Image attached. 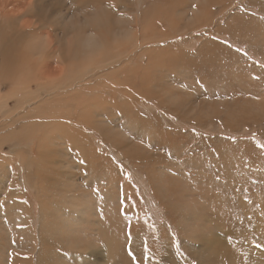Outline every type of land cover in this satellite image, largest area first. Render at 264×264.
Instances as JSON below:
<instances>
[{"label": "rangeland", "instance_id": "374dc122", "mask_svg": "<svg viewBox=\"0 0 264 264\" xmlns=\"http://www.w3.org/2000/svg\"><path fill=\"white\" fill-rule=\"evenodd\" d=\"M31 1L11 0V6L18 11L28 6L27 14L35 22L32 27L41 30L38 36L46 33L47 39L55 40L53 48L62 47L54 53L44 39L35 38L27 47V42L19 45L22 49L16 55L22 59L12 64L8 49L0 48V77L11 79L0 85V103L11 105L14 98L22 97L33 101L31 96L36 93L45 97L47 102L24 106L9 115L30 113L33 127L27 130L28 136H42L47 145L44 149L55 158L48 154L43 161L53 158L50 165L55 168L57 164L59 172L52 169L53 177L61 185L57 193L46 192L37 199L35 176L28 173L31 184H25L26 167L18 169L17 156L12 161L9 157L16 145L0 142V264L19 262H14L12 250L20 236L13 229V215L3 195L12 182L19 185L22 192H17L29 203L36 234L38 229L45 231L39 222L40 202H49L53 210L65 194L64 204L55 208L62 210L73 202L75 213L80 207L85 210L82 218L66 213L58 224L65 229V223L71 222L76 245L71 248L87 256L88 264L101 263L96 252L84 249L93 243L99 247L104 226L111 229L112 240L123 244L125 239L126 247L133 238L140 239L139 248L141 238L217 240V234L228 241L233 235L250 243V252L225 264H264V0H118L116 4L99 0L100 4L92 6L90 1L77 0L86 10L76 0ZM2 32H8L4 23ZM88 33L94 41L103 40L105 49L93 55L89 48L80 47L78 54L71 50ZM56 51L62 59H57ZM25 59L26 64L31 61L23 66ZM41 61L49 66L38 69ZM40 70L47 71V79ZM46 81L58 85L55 92L37 91V85ZM60 97L59 104L50 101ZM80 114L90 115L87 121L92 127L89 133L82 128L81 139L95 148L85 157L72 150L70 141L64 145L56 135V123L80 128ZM36 121L39 124L34 126ZM3 135L0 131V138ZM102 157L106 165L112 163V174L101 165H91ZM29 169L34 172L33 167ZM111 178L117 183H111ZM24 259L25 264H33L30 258ZM45 261L47 257L42 256L41 263Z\"/></svg>", "mask_w": 264, "mask_h": 264}, {"label": "bare ground", "instance_id": "6f19581e", "mask_svg": "<svg viewBox=\"0 0 264 264\" xmlns=\"http://www.w3.org/2000/svg\"><path fill=\"white\" fill-rule=\"evenodd\" d=\"M87 1H90V3H89L90 5L91 4L92 5L93 4H95V5L100 4L99 0H87ZM123 1L125 2V0H123ZM31 2H29V3H31ZM76 2L78 4L77 0H76ZM117 2H118V0H114V4H116ZM29 3H27V5H29ZM119 3H121V2H119ZM119 3H118L117 6H120ZM81 5H79L80 8H81ZM90 5H88V6L90 7ZM123 5H125V4H123ZM9 6H11V0H0V28H2L3 23H4V25L6 27H8V32L7 33H5V32L0 33V39H2V41L0 42V48L2 49L1 51H3V47L4 46H5V49H8L7 51L9 53V62L11 64L16 62V60H21L22 59L21 57H20V59L17 57L16 51L18 50V48L22 49V47H19V45L21 46L25 42H27V45H24V46L27 47L30 44V43L28 44V42L32 43L33 39L37 38L39 40V39L42 38L45 41V45L51 46L52 44H54L55 40L52 41L50 39H47L48 36L46 35L45 31L42 32V33H45V35H43L44 37L41 36V35L38 36L37 31H41V30H38V28L35 29L34 27H32V25H34L35 22L33 21L32 17H31V14H29V15L27 14L28 6L26 7V9H23L22 11H20V10L18 11L17 9L14 8V6L13 7L11 6L10 9L7 8ZM82 6H83V9H84L85 6L84 5H82ZM118 9H115V11L118 10ZM66 10H68V9H66ZM84 10H86V9H84ZM50 12H51V10H50ZM62 12H61V14L64 13V12L63 13ZM69 12H70V10H69ZM80 12H81V10H80ZM113 12H114V9H113ZM76 13H78V12H76ZM81 13H84V11L81 12ZM59 15H60V13H59ZM53 16H52V18H53ZM106 16H107V14H106ZM81 17H82V14H81ZM108 17L110 18L109 15H108ZM63 18H65V17H63ZM56 24H57V22H56ZM97 25H100V24H97ZM106 25L108 26V29H109L110 25L109 24H106ZM95 26H96V24H94V22L92 21V28H96ZM28 27H30L31 30L28 29ZM56 28H54V29L56 30ZM48 30H51V29H48ZM49 33L50 32H48V34ZM55 37H54V39H55ZM25 39H28V40L25 41ZM93 39H95V38L92 36V33H90V34L88 33L87 36L84 37V39L82 38L80 41L76 40L75 43L73 44L74 48L71 49V50H73L75 52L77 51V54H78L79 53L78 51H80V47L82 49L83 48H89L92 51V53H91L92 55L95 54L96 52L98 54V49L103 48V50H104L105 49V44H104L103 40L101 42H99L100 40L94 41ZM56 40L59 43L61 41L59 38H56ZM55 46H57V45H55ZM51 47H50V50L53 49L52 51L55 53V50H57V49L60 50L62 45L59 44L57 49H55L56 47L55 48H53V47L51 48ZM23 48H25V47H23ZM106 48H107V45H106ZM23 50H25V49H23ZM44 50H47V48L44 49ZM19 52H18V54H19ZM25 52H26V50H25ZM25 52H23V53L24 54L28 53V52H26V53ZM68 52L70 53V51H68ZM21 53H22V50H21ZM41 53H43V52H41ZM56 53H57V51H56ZM43 54H41V55H43ZM57 55H58L57 59H59V60L62 59V57L59 58V54L58 53H57ZM69 56H70V54H69ZM67 57H68V55H67ZM73 57H74V55H73ZM53 58L56 59V56L55 57L53 56ZM29 60L31 61V59H29ZM37 60L39 61L40 57ZM44 60H45V58H44ZM26 61L27 60L25 59V61L22 62L21 65L25 66L23 63H25ZM30 61L27 64H29ZM60 62L61 61H59V63ZM36 63H38V62L36 61ZM48 63L44 62V61H41L37 65L38 69L39 68L48 67L49 66ZM38 69L36 70L37 73H38ZM46 70H48V69L46 68ZM46 70L45 71L44 70L43 71L40 70L41 72L39 74L40 75H45V78H46V75L48 77L49 75L46 73L47 72ZM11 74H10V76H11ZM50 74L52 76H55L54 73L53 74L50 73ZM6 78L7 79H2L0 77V85H1V83H5V81H8L9 83H11L10 82L11 79H8V77H6ZM34 80L36 81L37 78L35 77ZM57 86L58 85L53 84V83H47V81H46L44 84H38L37 85V91H39V89H44L45 91H52V93H53V92H55L54 89ZM55 94H58V93H55ZM59 95H60V93H59ZM31 97H32V99L34 98L33 101L29 97H22L20 100H15L16 98H14L13 99V103L11 105H7L8 103H3V101H2V103H0V116H3L2 118H0V131L4 132V135L1 136V138H0V142L1 141H9V142L12 141V142H14V145H16V149H14L13 147L11 148L9 157L11 158V161H12L14 156H17L18 162H15V163L18 166V169H20L19 167H21L22 170H23L24 169L23 167H26V171H25L26 176H24L23 178H24L25 184H29V186L31 184L30 180L32 178L30 177V175H28V173H30V174L33 173V175L35 176V179L37 180V184L36 185H37V187L39 189L38 190L37 187H35L36 191L34 192V194H35V197H37V199H38V198L41 197L40 195H45L46 192H51L52 191L53 193H57L55 191H57V188L61 185V182L60 181L57 182L55 180L56 177L55 178L53 177L56 174L52 171V169H56V172L59 174V172L57 170V164H55V166H54L55 168L51 167L50 163L52 161L51 159L54 158L53 157L54 155L51 156V153L50 152L48 153L47 149H44V148H47L46 147L47 145H45L44 139L41 138L42 136H40V138H38L37 135H36L37 138L33 137L34 135L32 136V138H30L28 136V132L29 131H27V130H31L30 128L33 127V126L31 127L29 125L30 116H31L30 113L27 112V113H25L23 115L17 114V115H20V116H15L14 118L11 117L13 115H9L11 113H14V112L17 113V111L24 109V106L27 107V106H30L32 104H36V103L40 104L42 102H47V101H45L43 99L45 97L41 98L37 93H36L35 97H33V96H31ZM56 97H58V96H56ZM4 98L5 99H3V98L2 99L3 100H7V99H9V100L11 99L12 100V97L11 98L4 97ZM77 99H74V100L76 102H78L76 104L78 106L79 105V101ZM62 100L63 99L60 97L58 99H51L50 101L54 102L55 104H57V103L59 104V102H62ZM88 102L91 103V101H88ZM85 105H86V103H85ZM87 106L89 108L88 103H87ZM92 106H93V104H92ZM92 106L90 105V107H92ZM118 108H119V105H118ZM119 109H121V107ZM90 110H91V108H90ZM121 110H123V109H121ZM120 112H122V111H120ZM78 116H81L79 118L81 122H79V124L77 126V127L80 126V128H76L75 125L70 124V123H68L66 126H64V125L57 126V124H59V123H56L55 125H56V127H58V131H57L56 135L58 137L62 138V140L64 141V143H63L64 145L65 144L67 145L66 142L70 141L71 143H68V144L73 147L72 150H76L77 153L80 156L83 155L85 157L87 154L90 155V153L95 152V148L94 147L92 148L91 143L90 144H86L81 139V137L83 136V134H82V128L83 127L86 128V131L88 133L91 132V130H92L91 129L92 127L89 125V123L87 121V119H88L87 117L90 116V115H88L87 117H84V116H82L80 114ZM33 120H34V118H33ZM69 120H72V119H69ZM37 124H39V123L36 121L33 125L36 126ZM87 125H89V127H85ZM17 126L19 127L18 130L15 129ZM137 126H138V124H137ZM46 127H47V125H46ZM38 131H40L39 128L36 131V133L40 134V133H38ZM141 131L145 132V130H141ZM41 134H42V132H41ZM105 135H107V133H105ZM51 140H53L52 137H51ZM72 142H74V145H72ZM21 143L22 144L24 143V144L22 146H20ZM115 146H116V144H115ZM100 147H101V144H100ZM68 151H69V149H68ZM70 151H71V149H70ZM0 152H1V150H0ZM48 154L51 157H53V158L48 157V158H51V159L50 160L48 159L47 162L43 161L44 158L46 157V155H48ZM61 157H63L62 154H61ZM54 160H55V158H54ZM102 160H103V157L98 159L97 163L92 161L91 165L95 166L96 168L101 165V167L105 169L107 174L108 173L112 174L111 173V168L112 167L110 166V165H112V163L109 164V165H106L107 161H105V160L102 161ZM43 162H45L44 166H41V164ZM64 162H66V159H65ZM101 163H103L104 165H102ZM58 164H60V163H58ZM62 164H63V162H62ZM30 166L34 168V172L29 169ZM66 167H68V166H66ZM101 171H103V170H101ZM113 179H115V180H113ZM60 180H62V179H60ZM111 181L117 183L116 178H111L110 182ZM62 182H63V180H62ZM121 186H122V189H123L124 188V184L122 183ZM4 191L5 192L4 193L2 192V193H3L4 198H5V202H6L5 204L8 205L7 208L9 210V212H12V215H13L12 216V220H13V224H14V228L13 229L20 236L19 239H17V240L15 239V243L16 244L13 245V250H12L13 254H12L11 250L9 251V253H11L14 256L13 257L14 262L17 263V261H19L18 264H25V262H22L23 259H24V256H25L26 258L27 257L30 258L33 264H44V263H41L42 262V256H44V258L47 257V262L45 261V264H55L57 261H58L59 264H88V263H86L87 256L82 257L81 255H78L79 253L77 251H75V250H73L71 248V247H75L76 246L75 245V240L72 239V235L74 233L73 232L74 230L72 231V229H70L71 226L69 225V223H71V222L69 221V222L65 223V224H67L65 229L63 228L62 225L58 224V222L61 221L62 219H64V218L66 219L67 214L70 217H76L75 214H77V215L80 216V218H82V215H83L82 213H85V210L82 207L77 209V213H75L72 210V206L74 204L73 202L71 203L70 206H66V204H67L66 203L62 210L55 208V206L64 204V202L66 201V198H64V196H65L64 192H62L64 194V196H61L60 199L56 201V204L53 205V210H55L54 212L57 215L53 212V210H51V208H50L51 204H49V202H47V201H43L44 203L40 202V205H39V222L41 224H43L45 231H42V229H38V234H36L35 231H36V229L38 227L35 228L34 226H31L30 222L32 220L31 219L32 215H31V213L28 212V207H29L28 204L29 203L26 204L24 202L23 198L19 195V193L22 192L20 190L19 185L18 184H14L12 182V183H10V184H8L6 186ZM105 195L110 197V194H108V193H106ZM130 195L131 194H129L128 197ZM2 200L4 201L3 197H2ZM69 202H70V200H69ZM46 217H47V219H46ZM71 219H73V218H71ZM76 223L78 225H80L81 221H76ZM32 227H34V228H32ZM64 227H65V225H64ZM155 228H157V227H155ZM110 230L111 229H107L106 226H104V228L100 229L101 236H102V239H101V241H100V243L98 245L100 247V249H99V247H96L97 245H94L95 243L89 244V246L91 247L90 249H87V248L84 249V250H91L93 252H96L97 255L99 256V259L101 260V263L100 262H94L93 264H225L224 262L226 260H228V259H232L233 260V259L237 258L238 254H243V255L246 256L250 252V248H251L249 246L250 243L248 244L246 242V240H243V239L242 240H238V239H235V236L231 235L230 237H228V239H229L228 241H222L217 234L215 235L217 237V240L216 239H211V238H203V237L202 238H194V239L193 238H186V239L180 238V239H173V241L169 240V239H166V238H163V237H160V236L158 238H153V237L141 238V248H139L140 239L137 240V239L133 238V240H131L129 246L126 247L125 239H124V243L122 244V242L117 243L114 239L112 240L111 237H109ZM13 231H12V233H13ZM65 231H66V233L62 235L61 233L65 232ZM75 232H77V231H75ZM60 234H61V236H60ZM257 235H258V233H257ZM59 236H60V238H59ZM198 236H199V234H198ZM155 237H156V235H155ZM10 242H11V240H10ZM239 243H240L241 246L239 245ZM27 244H29V247L27 246ZM244 245L246 246V248L242 247ZM65 247H67V251H69V252L65 251V249H64ZM62 249H64V250L62 251ZM242 249H243L244 253H242ZM262 250H263V248H262ZM89 253H87L85 255H88ZM249 256L254 257L253 259L255 261H257V257L255 256L254 253H251ZM89 260H91V259L89 258ZM90 262H89V264H90ZM259 263H261V261H259L258 264ZM262 263H263V261H262ZM231 264H234V263H231ZM254 264H255V262H254Z\"/></svg>", "mask_w": 264, "mask_h": 264}]
</instances>
